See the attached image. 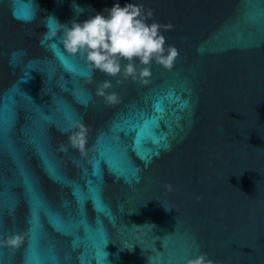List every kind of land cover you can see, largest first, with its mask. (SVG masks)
I'll list each match as a JSON object with an SVG mask.
<instances>
[{"label":"water","instance_id":"95a60500","mask_svg":"<svg viewBox=\"0 0 264 264\" xmlns=\"http://www.w3.org/2000/svg\"><path fill=\"white\" fill-rule=\"evenodd\" d=\"M132 2L179 53L146 84L87 81L51 35L73 0H0V264H264V0Z\"/></svg>","mask_w":264,"mask_h":264},{"label":"clouds","instance_id":"9594fccd","mask_svg":"<svg viewBox=\"0 0 264 264\" xmlns=\"http://www.w3.org/2000/svg\"><path fill=\"white\" fill-rule=\"evenodd\" d=\"M72 8L74 16L70 22L61 23L52 15L49 16L50 22H56V30L52 31L51 35L56 36L59 33L63 49L68 54L83 59L88 69V82L92 80V73L99 71L109 77L122 78L118 79L117 83L131 79L146 84L147 78L151 76L153 63L165 69L173 67L179 54L178 49L174 45L166 44L158 22H148L152 12L148 10L146 13L142 4L125 0L121 5L120 0H115L110 8L106 7L100 11L93 9L83 20L79 17L85 12V7L73 0ZM111 87V80L100 82L96 87V95L103 97L108 104H115L119 102L118 94L106 91ZM66 131L68 144L82 156L86 155L88 126L79 120L69 124ZM60 148L61 151L67 150L65 145ZM22 240L23 235L13 234L0 240V244L18 246ZM183 264L215 262L207 253L200 252L185 259Z\"/></svg>","mask_w":264,"mask_h":264},{"label":"snow or ice","instance_id":"6c2138e0","mask_svg":"<svg viewBox=\"0 0 264 264\" xmlns=\"http://www.w3.org/2000/svg\"><path fill=\"white\" fill-rule=\"evenodd\" d=\"M66 66H67V67H69V68H71V67H72L71 65H67V64H66Z\"/></svg>","mask_w":264,"mask_h":264}]
</instances>
